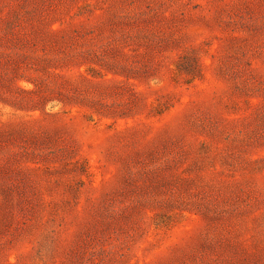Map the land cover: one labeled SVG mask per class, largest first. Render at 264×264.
I'll return each mask as SVG.
<instances>
[{"label":"rangeland","instance_id":"374dc122","mask_svg":"<svg viewBox=\"0 0 264 264\" xmlns=\"http://www.w3.org/2000/svg\"><path fill=\"white\" fill-rule=\"evenodd\" d=\"M0 264H264V0H0Z\"/></svg>","mask_w":264,"mask_h":264}]
</instances>
